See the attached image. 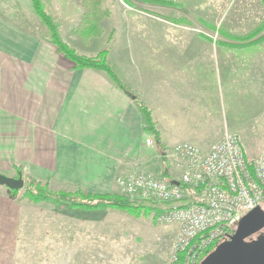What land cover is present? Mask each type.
Listing matches in <instances>:
<instances>
[{"label": "crops", "instance_id": "1", "mask_svg": "<svg viewBox=\"0 0 264 264\" xmlns=\"http://www.w3.org/2000/svg\"><path fill=\"white\" fill-rule=\"evenodd\" d=\"M250 1V16L242 17L249 30L234 16L212 42L171 15L187 0H42L78 54L107 51L119 86L104 70L76 68L58 52L32 0H1L0 172L51 191L116 193L118 178L136 167L177 180L173 166L162 169L160 150L185 140L206 149L227 128L264 124V39H240L264 18L262 0ZM47 207L0 185V264H30L27 249L60 248L52 213L90 212ZM71 243L63 248L73 250Z\"/></svg>", "mask_w": 264, "mask_h": 264}, {"label": "built area", "instance_id": "2", "mask_svg": "<svg viewBox=\"0 0 264 264\" xmlns=\"http://www.w3.org/2000/svg\"><path fill=\"white\" fill-rule=\"evenodd\" d=\"M143 144L151 147L154 140L146 137ZM162 154L179 170L178 185L133 169L118 178L119 189L160 204L157 221L177 226L166 264H199L210 244L232 233L245 213L263 206L264 145L251 157L241 136L226 131L207 149L185 140Z\"/></svg>", "mask_w": 264, "mask_h": 264}, {"label": "rangeland", "instance_id": "3", "mask_svg": "<svg viewBox=\"0 0 264 264\" xmlns=\"http://www.w3.org/2000/svg\"><path fill=\"white\" fill-rule=\"evenodd\" d=\"M123 1L125 3L126 0ZM167 1L171 2V0H166V2ZM187 1L190 5L187 9L175 8L171 10L172 16L181 17L186 21V23L182 21L180 26L187 31L208 34L209 36L216 35V38L212 39V42H216L215 40L218 38V35L227 31V21L234 16L235 18H241L238 22L241 25L244 22L246 23L241 27H245L247 31L249 30L248 21H245L242 17L246 16V19H248L250 16V4L253 5L250 0ZM194 1H197V3H194ZM199 5H201V7H199ZM255 6L257 5L255 4ZM255 6H253V8L256 10ZM255 16H258V13H255ZM226 131L237 132L241 135L245 150L251 157L256 156L264 145V124L261 122L259 124L254 123L251 126H248L246 123L243 124L242 128H227L218 138L213 139L211 142L209 141V146L221 138ZM151 138L153 139L152 136ZM205 148L207 149L208 147ZM160 152L164 162V164L162 163V169L165 170V168L173 166L172 163L163 156V151L160 150ZM133 169L144 170L152 174L149 170L142 167H136L130 170ZM177 171V175L179 176V170ZM17 175L18 174L15 172L13 176L17 177ZM162 176L163 175H161L160 178L165 179L164 177L166 176ZM23 180V187L18 189L14 195H11L18 199L29 200L23 193L30 182L36 181L25 177H23ZM165 180L170 181L168 179ZM36 183L49 190L46 185H42L40 182ZM116 193L124 195L120 191L119 186L118 192ZM41 202L48 203L46 201ZM43 208L46 207L43 206ZM47 208L71 209L59 207L52 203H48ZM73 208L90 212L85 213L83 216H69L62 212L52 213L49 219H51L56 228L57 233L53 234V236L57 235L60 248L46 250L27 249V263L35 264V262H41L43 264H66L68 262L67 260H75L74 264H166L167 261L170 260L171 244L175 237L177 226L172 223L157 221V215L154 217L153 212L141 213L139 216H136L126 211L110 207L101 209ZM72 240H74L73 244L76 246L73 250L70 248H63L65 244L72 245ZM205 251L202 253V257Z\"/></svg>", "mask_w": 264, "mask_h": 264}, {"label": "trees", "instance_id": "4", "mask_svg": "<svg viewBox=\"0 0 264 264\" xmlns=\"http://www.w3.org/2000/svg\"><path fill=\"white\" fill-rule=\"evenodd\" d=\"M91 1V0H86ZM145 1H157L164 3L166 0H145ZM264 4V0H262ZM33 9L38 19L46 26L48 30V38L51 43L54 44L56 50L62 53L65 57L72 60L76 68L81 67H92L104 70L111 79L116 82L119 86H122L117 75L113 72L111 67L106 62L107 51L103 50L99 52L95 57H88L78 54L74 48H72L67 42H65L59 32L58 27L52 17L44 10L42 0H32ZM263 32V33H262ZM261 33V34H260ZM260 34V35H259ZM259 35L256 40L264 39V18L255 26L249 33L240 36L241 40L251 39ZM140 111L144 116L146 128L151 131L156 139L159 141L158 133L154 129V122L152 121L151 114L148 108H146L140 101H136ZM181 184V183H180ZM18 190L10 189V193L14 195ZM32 202L46 201L48 203L55 204L59 207L73 208L78 207L81 209H101V208H113L126 211L130 214L139 216L141 213L153 212L155 217L161 210L162 207L158 203H154L150 200H137L131 199L127 196L120 195L117 193H103V194H83L82 192L76 191L74 193L68 192H53L47 190L45 187L40 186L36 182H30L26 186L23 193ZM217 243H212L206 249L203 258L215 247Z\"/></svg>", "mask_w": 264, "mask_h": 264}, {"label": "water", "instance_id": "5", "mask_svg": "<svg viewBox=\"0 0 264 264\" xmlns=\"http://www.w3.org/2000/svg\"><path fill=\"white\" fill-rule=\"evenodd\" d=\"M178 185L177 180H170ZM24 180L0 173V185L9 189H20ZM264 208L257 205L245 213L235 229L226 239L218 242L215 247L200 261L199 264H264ZM254 239H248L255 233Z\"/></svg>", "mask_w": 264, "mask_h": 264}, {"label": "flooded vegetation", "instance_id": "6", "mask_svg": "<svg viewBox=\"0 0 264 264\" xmlns=\"http://www.w3.org/2000/svg\"><path fill=\"white\" fill-rule=\"evenodd\" d=\"M263 232H264V229L262 230ZM258 233L259 232H257V233H255V234H253L252 236H250L248 239H254L255 237H256V235H258ZM230 233H228V234H226V236L222 239V240H224V239H226L227 238V236L229 235ZM221 240V241H222Z\"/></svg>", "mask_w": 264, "mask_h": 264}]
</instances>
